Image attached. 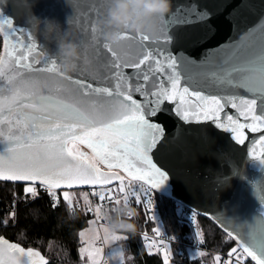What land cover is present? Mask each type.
<instances>
[{
	"label": "snow or ice",
	"instance_id": "snow-or-ice-1",
	"mask_svg": "<svg viewBox=\"0 0 264 264\" xmlns=\"http://www.w3.org/2000/svg\"><path fill=\"white\" fill-rule=\"evenodd\" d=\"M260 3L264 5V0ZM76 7L78 11H84L80 5ZM88 7L96 12V16L88 21L91 24L90 39L81 41L78 46L77 63L82 61V66L77 78L65 76L60 71L55 53L50 55L43 49L38 50L31 33L29 43L24 45L16 35L19 31L23 36L24 29H17L10 19L0 18L3 39V51L0 52V139L5 144L0 154V181L24 182L25 200L28 196L39 198L38 188L43 189L52 199L53 208L58 206L62 195L70 211L72 199L68 190L88 186L92 195H98L101 201L113 200L112 185L117 182V191L122 194L125 206H128L129 196H134L137 204L143 203L147 208L153 203L150 193L168 179L153 158L161 150L158 146L164 141L165 127L154 118L168 111L185 122L192 117L197 122L211 121L217 128L231 133L238 145L245 143V129L260 133L256 143L264 148V26L259 33L249 31L247 43L241 50H230V56L218 58L211 66L199 67L194 60L167 51L170 42L168 17L160 20L155 38L125 31L121 33L122 42L113 46L103 42L102 30L97 27L107 7L106 0ZM241 7L256 11V4L250 0H244ZM24 10L26 22L34 24L36 19L27 12L26 0ZM258 18L264 19V10ZM44 24L55 28L53 24ZM205 27L203 39L215 29L210 17ZM62 41L63 35H60L59 43ZM152 45L157 50H152ZM178 66L182 72L178 71ZM125 69L132 72L126 73ZM165 73L168 86L157 83V76L163 80L161 74ZM256 73L262 78H254ZM181 75L185 86H181ZM92 80L97 81L96 86L90 82ZM193 84L215 87L223 94H205L192 88ZM238 89H244L253 98L237 95ZM134 94L143 99L134 98ZM257 96L262 105L259 114ZM165 101L178 103L168 109L164 106ZM226 106L236 109L245 122L222 116ZM81 145L89 151H82ZM248 156L253 160L258 156V162L264 165V151L257 154L255 148H250ZM133 182H141L139 190L133 187ZM253 188L255 191V184ZM57 189L62 191L58 194ZM82 196L85 203L90 204L87 192ZM115 202L120 201L116 199ZM261 203L264 204V194ZM91 210L90 206L86 208V211ZM96 213L99 218L100 205H97ZM8 216L15 221V211L9 212ZM218 222L225 230L224 242L235 241V246L228 249L226 256L217 252L213 256L214 264H247L246 258L249 257L255 264H264V213L251 223ZM9 223V219L0 221L5 228ZM152 231L160 235L159 229L153 228ZM79 235L83 238L85 233L81 231ZM196 238L199 244L205 243L199 230ZM109 239L127 240L128 237L106 233L105 242ZM156 243L152 241L146 247L151 249ZM161 250L163 264H169V250ZM78 251L81 256L87 252L89 264H97L99 248L81 247ZM113 255L118 256L123 264V250ZM197 255L204 253L197 252ZM0 264L48 262L39 251L25 249L0 236Z\"/></svg>",
	"mask_w": 264,
	"mask_h": 264
},
{
	"label": "water",
	"instance_id": "water-1",
	"mask_svg": "<svg viewBox=\"0 0 264 264\" xmlns=\"http://www.w3.org/2000/svg\"><path fill=\"white\" fill-rule=\"evenodd\" d=\"M97 2L99 0H26L27 12L36 19L34 24H29L26 22L24 0H0V18L10 19L17 29H24L23 36L19 31L16 34L24 45L29 43L28 36L31 33L32 42L37 45L38 50L43 49L50 55L55 53L59 63L57 47L60 35H64L65 31L71 33L80 51V42L90 39L91 24L88 21L96 16V12L88 6ZM250 2L256 4L255 12L241 7L244 0H171V10L167 15V35L170 39L167 51L174 56L194 60L199 67H208L217 63L218 58L241 50L247 43L249 31L259 33L260 28L264 26V19L258 18L264 10V5H261L260 0ZM76 5L83 7L84 11H78ZM106 5L108 7V0ZM209 17L214 21L215 29L203 39L206 35V20ZM45 22L55 25V28H49ZM152 50H157L155 45H152ZM2 51L3 39L0 52ZM81 66L82 61H79L70 76L79 77ZM178 71L182 72L179 66ZM125 72L131 73L132 70L125 69ZM161 75L164 79L161 80L160 76H157V83L162 82L168 86L166 73ZM199 79L197 77V80ZM90 82L93 86L97 85L95 80ZM181 86H185L183 75ZM192 88L202 90L205 94H223L215 87L207 88L193 84ZM237 95L247 99L253 98L244 89H238ZM134 98L143 99L139 94H134ZM255 98L259 114L261 98ZM176 103L165 101L164 106L171 109ZM222 116H232L242 123L245 122L244 117L230 106L224 108ZM154 119L165 127L164 141L158 146L161 150L157 151L153 158L168 176L165 184L159 189H154V192L173 200L196 215L209 219L224 233L219 220L251 223L264 213V204L261 203V196L264 194V165L258 162V156L256 160L248 156L250 148H255L257 154L264 151V148L256 143L260 133L245 129V143L238 145L233 141L231 133L217 128L211 121L197 122L195 117H192L189 122H185L171 111L162 112ZM4 147L5 144L0 139V154L3 153ZM80 149L89 151L82 145ZM101 167L103 168L102 165ZM4 182L24 185V182ZM88 188L79 186L72 190ZM213 217L217 219L214 220ZM247 259L255 264L250 257Z\"/></svg>",
	"mask_w": 264,
	"mask_h": 264
},
{
	"label": "trees",
	"instance_id": "trees-1",
	"mask_svg": "<svg viewBox=\"0 0 264 264\" xmlns=\"http://www.w3.org/2000/svg\"><path fill=\"white\" fill-rule=\"evenodd\" d=\"M1 45L0 36V51ZM38 191L39 198L28 196L25 200L24 185L0 181V221H10L7 228L0 225V236L25 249L39 251L48 264H82L78 234L93 219L92 212L86 211L88 205L78 200L79 203H72L73 210L70 211L61 195L58 206L53 208L47 193L39 188ZM155 201L161 221L160 231L171 241L165 248L170 252L172 264H213V256L217 252L226 256L228 249L235 246L232 240L224 242L225 233L209 219L183 206L176 208V202L162 195L156 194ZM92 203L97 204V199L92 197ZM12 211L16 213L14 222L8 216ZM102 219L107 222L103 214ZM125 221L133 226L132 229L122 226L124 230L116 232L120 237H128L117 242L127 249L126 264H163L162 248L155 245L156 251L151 252L146 247L147 240L141 233L148 228L143 227L142 217ZM198 230L205 239L202 245L196 238ZM197 252L204 255H197ZM247 264L253 263L247 259Z\"/></svg>",
	"mask_w": 264,
	"mask_h": 264
},
{
	"label": "clouds",
	"instance_id": "clouds-1",
	"mask_svg": "<svg viewBox=\"0 0 264 264\" xmlns=\"http://www.w3.org/2000/svg\"><path fill=\"white\" fill-rule=\"evenodd\" d=\"M171 10V0H108V7L101 15L97 25L102 30V40L109 45H119L122 32L146 34L155 38L159 31V22L167 17ZM59 68L65 76H70L77 68L79 50L71 33L65 31L63 41L58 44ZM254 78L261 79L259 73ZM128 206L115 208V212H103L107 221L105 228L115 231L120 227L132 229L125 221L129 214Z\"/></svg>",
	"mask_w": 264,
	"mask_h": 264
},
{
	"label": "built area",
	"instance_id": "built-area-1",
	"mask_svg": "<svg viewBox=\"0 0 264 264\" xmlns=\"http://www.w3.org/2000/svg\"><path fill=\"white\" fill-rule=\"evenodd\" d=\"M127 183V181H126ZM140 184L141 182H133V187H135L137 190L140 189ZM117 183L115 185H112V190L114 193V198L113 200H108L105 199L104 201H101L99 199V196H93L92 195V190L90 188L85 189L84 192H87L89 197H94L97 199L98 203L100 204V209H104V212H109L111 213V211L115 212V208H119V207H124V201H123V196L122 194H120L117 189L118 187L116 186ZM152 196V200L153 203L151 205H149L147 208L145 207V205L143 203L141 204H137L135 197L134 196H129V203H128V207L130 208V212L129 214L124 218V219H131L134 217H142V225L143 227H147L148 229L146 231H144L142 234V236L147 240V243H151L152 241H156V245L159 248H165L171 241H169L160 231L161 227V221L159 220V213H158V208L156 206V201H155V195L158 194L154 191H152L151 193ZM119 199V203H116L115 200ZM145 199H147V197H145ZM50 202L53 203L52 199H50ZM181 206V205H179ZM73 210V207L71 208ZM91 212L93 214V218H95L96 221V225L98 228H100L103 225V219H102V214H99V218L95 217V213L93 211L92 205H91ZM107 223V222H104ZM153 228H157L159 229V233L160 235H156L152 229ZM117 230H124L122 227H120ZM137 233V232H135ZM163 242V244H161L160 242ZM195 246L198 248L199 245L195 244ZM94 248H102L103 250V258H106V254L109 250V248H106L105 245L103 244V242H95L93 244ZM200 249V248H199Z\"/></svg>",
	"mask_w": 264,
	"mask_h": 264
},
{
	"label": "rangeland",
	"instance_id": "rangeland-1",
	"mask_svg": "<svg viewBox=\"0 0 264 264\" xmlns=\"http://www.w3.org/2000/svg\"><path fill=\"white\" fill-rule=\"evenodd\" d=\"M118 187V183L116 185ZM70 191V196L72 199V203L77 204L79 203L78 200H81V203H85V200L83 199L82 193H84V190H68ZM61 192V191H60ZM88 199L90 201V204H87L88 207L92 205L93 211L95 213V217H97V213H96V207L97 205H100L99 203L97 204H93L92 203V198L88 196ZM180 204L177 203L176 208L179 207ZM101 208V207H100ZM102 211L104 212V209H100V213L99 214H103ZM106 223L103 222V225L98 228L96 225V221L95 218H93L87 225V227L85 229H83L82 231L85 233L84 237H80V235L78 234L79 237V241H80V248L81 247H86L89 250H94L96 248L93 247V244L95 242H103V244L105 245L106 248H109L107 254H106V258H103V250L102 248H99L100 251V255L97 259V264H120V258L118 256L113 255L114 252H117L119 250H123L124 252V259H123V264H126L127 260H128V254H127V249L124 245H119L117 242L118 240H110L106 243L105 242V236L106 233L111 236V235H117L120 236V234L118 232L115 231H108L105 228ZM81 232V231H80ZM79 232V233H80ZM149 244V243H148ZM155 249H157L156 247H152L151 249H149L151 252L156 251ZM80 254V253H79ZM81 262L82 264H89L88 261V257H87V252H85L83 254V256H81ZM162 257H163V253H162ZM170 259V256H169ZM169 264H172V262H170L169 260ZM214 264V261H213Z\"/></svg>",
	"mask_w": 264,
	"mask_h": 264
}]
</instances>
